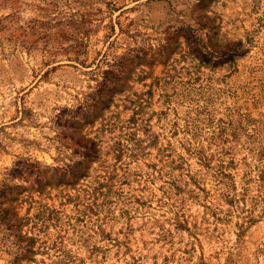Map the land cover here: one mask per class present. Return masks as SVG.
Here are the masks:
<instances>
[{
	"label": "rangeland",
	"instance_id": "rangeland-1",
	"mask_svg": "<svg viewBox=\"0 0 264 264\" xmlns=\"http://www.w3.org/2000/svg\"><path fill=\"white\" fill-rule=\"evenodd\" d=\"M0 264H264V0H0Z\"/></svg>",
	"mask_w": 264,
	"mask_h": 264
},
{
	"label": "trees",
	"instance_id": "trees-1",
	"mask_svg": "<svg viewBox=\"0 0 264 264\" xmlns=\"http://www.w3.org/2000/svg\"><path fill=\"white\" fill-rule=\"evenodd\" d=\"M191 29V28H189ZM192 34L193 29L191 30ZM194 39L193 41L199 46V55L201 56V60L203 61H208L211 57H215L216 61L219 62V60L222 58V56L224 57L225 60L227 59H231V57L233 56V52L232 50H227L225 52H222V54L219 56H214L213 52H209V51H203L202 47H204V45H201L200 47V38H198L195 34H193Z\"/></svg>",
	"mask_w": 264,
	"mask_h": 264
}]
</instances>
